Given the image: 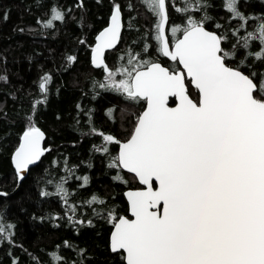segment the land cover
Here are the masks:
<instances>
[{
	"label": "snow or ice",
	"instance_id": "snow-or-ice-1",
	"mask_svg": "<svg viewBox=\"0 0 264 264\" xmlns=\"http://www.w3.org/2000/svg\"><path fill=\"white\" fill-rule=\"evenodd\" d=\"M140 3L155 20L145 40L151 36L159 56L172 63L165 66L151 58L153 45L145 42L140 51L126 50L118 67L109 66L105 54L116 49L125 28L120 3H113L110 23L96 36L91 54L92 65L105 74L95 87L146 105L134 115L125 140L90 129L103 141L94 146L96 151L110 154V146H118L108 166L127 170L144 186L126 193L131 218L109 211L114 227L111 251H122L126 264H264V72L251 71L247 62L248 57L264 62V15H247L241 0H224L230 18L238 21L231 29L235 43L229 50L224 47L229 31L221 34L206 27L212 19L208 0H183L174 11L183 14L184 21L173 25L171 0ZM201 11L197 18L194 13ZM64 19V11L53 7L44 27ZM253 20L255 28L241 35ZM255 41L260 42L259 50L250 51ZM241 49L249 51L233 63ZM67 60L75 62L77 57ZM186 81L198 91V99L189 94ZM51 82L50 74L40 78L44 100L37 99L35 105L46 101ZM170 98L175 106H169ZM113 113L108 111L110 117ZM44 138L30 122L13 156L18 179L49 151ZM82 179L84 185L89 183L87 176ZM115 179L126 183L119 174ZM57 193L67 200L63 183ZM7 195L0 191V196ZM97 202L105 203L95 195L88 201ZM14 227L0 216V243L12 240ZM52 255L62 264L63 257Z\"/></svg>",
	"mask_w": 264,
	"mask_h": 264
},
{
	"label": "trees",
	"instance_id": "trees-1",
	"mask_svg": "<svg viewBox=\"0 0 264 264\" xmlns=\"http://www.w3.org/2000/svg\"><path fill=\"white\" fill-rule=\"evenodd\" d=\"M113 3L121 4L125 28L116 49L106 53L109 66L118 67L126 50L140 51L145 42L153 45L151 58L163 60L151 36L144 38L155 20L140 0H82L83 6L80 0H0V76L7 77L0 80V191L8 194L0 196V216L6 225L15 226L12 240L0 243V264H57L53 253L64 258L62 264H126L122 251H111L113 223L107 217L110 210L117 216L128 215L124 191L140 184L134 174L108 166L118 146H110V154L98 152L94 146L103 141L90 134L94 126L97 131L126 139L134 115L145 104L95 87L105 74L92 66L90 52L96 33L108 22ZM223 3L208 0L206 10L212 19L206 27L221 34L228 30L224 47L231 50L235 43L231 29L238 21L230 18ZM178 6H183V0H171L170 25L184 21V15L174 11ZM53 7L64 11L65 19L46 28L44 22L51 18ZM240 8L247 15L260 17L264 0H241ZM194 14L200 18L203 11ZM217 23L224 27L216 29ZM256 23L250 21L240 34L253 30ZM259 46L255 41L249 50L258 51ZM249 50H238L233 63ZM70 55L77 60L68 61ZM247 62L253 66L251 71L264 72V62L254 57H248ZM45 74L52 76L47 98L42 105H35L37 99L44 100L38 85ZM189 93L198 99V91L190 84ZM110 109L114 110L111 117ZM30 122L44 131V146L49 151L21 180L11 157ZM118 174L126 183L115 179ZM84 176L89 178L87 185ZM61 183L67 189L66 201L57 193ZM45 191L50 195H42ZM93 195L105 203L89 204Z\"/></svg>",
	"mask_w": 264,
	"mask_h": 264
},
{
	"label": "water",
	"instance_id": "water-1",
	"mask_svg": "<svg viewBox=\"0 0 264 264\" xmlns=\"http://www.w3.org/2000/svg\"><path fill=\"white\" fill-rule=\"evenodd\" d=\"M111 16V15H110ZM109 23H110V17H109V21H108V23H107V25L106 26H104L100 31H102L104 28H106V27H108V25H109ZM209 29V28H208ZM209 30H211V29H209ZM99 31V32H100ZM99 32L96 34V36L99 34ZM96 38V37H95ZM95 44V43H94ZM91 54H92V52H91ZM198 95H199V93H198ZM169 106L171 107V106H175V103L174 104H172V105H170L169 104ZM146 107V105L144 106V108ZM144 108L142 109V111L144 110ZM141 111V112H142ZM38 127V126H37ZM40 128V127H39ZM41 129V128H40ZM25 131V130H24ZM23 131V132H24ZM41 131H43L42 129H41ZM23 132H22V134H21V136H20V139H19V142H18V144H17V146H16V148L19 146V143H20V141H21V138H22V135H23ZM44 132V131H43ZM45 134V133H44ZM45 139V138H44ZM127 139V138H126ZM43 144H44V141H43ZM16 148L13 150V152H12V157H11V159H12V164H13V166H14V168H15V165H14V162H13V156H14V153H15V150H16ZM40 161V160H39ZM39 161H37L35 164H33V165H30L29 166V168L30 167H32V166H34V165H36V164H38L39 163ZM28 168V169H29ZM28 169L27 170H25V172L23 173V176L24 175H26V173L28 172ZM16 170V169H15ZM125 170V169H124ZM127 171V170H126ZM137 179V178H136ZM137 181H138V179H137ZM138 183L140 184V186H138V187H132V188H128V189H126L125 191H124V196H125V198H126V200H127V196H126V193H127V191H129V190H136V189H142L144 186L138 181ZM128 203V202H127ZM121 216H128L129 218H131V214H130V212L128 211V215H121ZM114 231V227L112 226V229H111V232H110V236H109V244H110V242H111V233ZM125 263H126V261H125Z\"/></svg>",
	"mask_w": 264,
	"mask_h": 264
},
{
	"label": "flooded vegetation",
	"instance_id": "flooded-vegetation-1",
	"mask_svg": "<svg viewBox=\"0 0 264 264\" xmlns=\"http://www.w3.org/2000/svg\"><path fill=\"white\" fill-rule=\"evenodd\" d=\"M110 15H111V14H110ZM109 17H110V16H109ZM108 21H109V19H108ZM107 23H108V22H107ZM107 23H106V25H107ZM106 25H104V26H106ZM104 26H103V27H104ZM103 27H102V28H103ZM102 28H101V29H102ZM101 29H100V30H101ZM100 30H99V31H100ZM211 30H212V29H211ZM99 31H98V32H99ZM122 31H123V30H122ZM214 31H215V30H214ZM98 32H97V33H98ZM97 33H96V34H97ZM168 34H169V36H170V31H169ZM95 37H96V35H95ZM94 43H95V38H94ZM94 43H93V46H94ZM93 46H92V47H93ZM117 46H118V45H117ZM113 50H114V49H113ZM109 51H112V50H108L107 52H109ZM91 52H92V49H91ZM91 52H90V61H91ZM107 52H106V53H107ZM105 56H106V54H105ZM161 57H162V56H161ZM162 59H163V60H160V59H159V61H160L162 64H164L165 66H169V65L172 63L168 58L162 57ZM106 61H107V59H106ZM91 64H92V63H91ZM92 66L95 67L94 65H92ZM186 82H187V81H186ZM187 83H188V86H189L190 82H187ZM190 85H191V84H190ZM191 86H192V85H191ZM189 94H190V93H189ZM190 95H191V94H190ZM192 98H193V97H192ZM193 99H195V98H193ZM174 103H175V102H174V98H170V99H169V104L172 105V104H174ZM144 106H145V104H144ZM143 108H144V107H143ZM143 108H142V109H143ZM142 109L138 112V114L142 111ZM127 138H128V137H127ZM124 140H125V139H124ZM44 147H45V146H44Z\"/></svg>",
	"mask_w": 264,
	"mask_h": 264
}]
</instances>
